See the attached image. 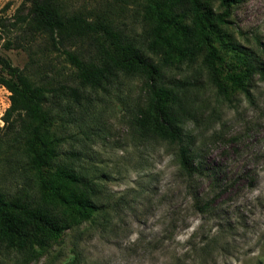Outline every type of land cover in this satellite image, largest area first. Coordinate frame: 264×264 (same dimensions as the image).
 <instances>
[{
  "label": "rangeland",
  "instance_id": "1",
  "mask_svg": "<svg viewBox=\"0 0 264 264\" xmlns=\"http://www.w3.org/2000/svg\"><path fill=\"white\" fill-rule=\"evenodd\" d=\"M140 1L64 3L70 12L113 20L152 55ZM30 8L31 2L0 0L1 58L27 67L36 79L75 84L64 52L29 32L23 18ZM229 19V32L264 60V0H242ZM163 78L191 81L187 95L195 114L183 125L205 172L189 179L176 143L139 131L135 117L147 105L145 79L119 72L103 87L86 89L79 101L64 98L53 109L60 161L98 186L103 211L67 230L38 258L0 244V264H264V79L255 77L251 98L236 91L227 99L210 83L201 58L168 68ZM9 95L0 85V190L31 198L40 192L24 150L27 121L5 123ZM197 198L208 209L200 211Z\"/></svg>",
  "mask_w": 264,
  "mask_h": 264
},
{
  "label": "trees",
  "instance_id": "2",
  "mask_svg": "<svg viewBox=\"0 0 264 264\" xmlns=\"http://www.w3.org/2000/svg\"><path fill=\"white\" fill-rule=\"evenodd\" d=\"M241 1L141 0L149 24V55L106 16L70 12L64 0H23L31 2L23 18L29 32L46 36L49 44L64 52L74 68L75 84L36 79L27 67L12 66L0 56L8 75L0 76V85L10 92L3 120L27 121L24 150L37 172L40 192L29 198L0 190V244L38 258L67 230L101 214L98 186L60 161V138L54 130L58 114L53 109L64 98L79 101L86 89L103 87L119 72L145 79L147 105L135 117L139 131L176 143L180 169L189 179L205 172L195 139L183 125L195 114L187 95L191 81L166 83L163 77L168 68L201 58L219 94L230 99L240 91L251 98L255 77L264 79V60L228 30L231 10ZM2 39L0 32V44ZM195 205L202 212L208 209L200 198Z\"/></svg>",
  "mask_w": 264,
  "mask_h": 264
}]
</instances>
